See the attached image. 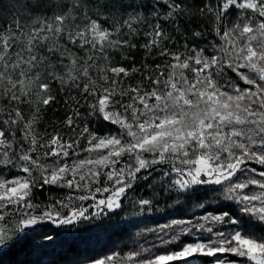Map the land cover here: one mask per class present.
Returning a JSON list of instances; mask_svg holds the SVG:
<instances>
[{
  "label": "snow or ice",
  "instance_id": "6c2138e0",
  "mask_svg": "<svg viewBox=\"0 0 264 264\" xmlns=\"http://www.w3.org/2000/svg\"><path fill=\"white\" fill-rule=\"evenodd\" d=\"M201 196L84 259L264 264V0H0V253Z\"/></svg>",
  "mask_w": 264,
  "mask_h": 264
},
{
  "label": "trees",
  "instance_id": "16d2710c",
  "mask_svg": "<svg viewBox=\"0 0 264 264\" xmlns=\"http://www.w3.org/2000/svg\"><path fill=\"white\" fill-rule=\"evenodd\" d=\"M200 198L197 197L186 206L192 208L193 203L196 204ZM171 203L172 201L166 198L161 200L163 210L145 217L128 216L129 218L123 220L120 214L105 221H97L92 226L81 225L71 232L53 229L54 232L59 233L54 244L40 239L43 234L39 233L33 238L34 245L28 241L11 251L0 253V264H88L84 259L87 256L99 257L105 253L110 254L113 250L126 252L138 244L149 246L147 242L152 237V233L147 229L166 222L180 211L168 207ZM138 233L143 235L138 236ZM73 235L78 236L79 239L72 241Z\"/></svg>",
  "mask_w": 264,
  "mask_h": 264
},
{
  "label": "rangeland",
  "instance_id": "374dc122",
  "mask_svg": "<svg viewBox=\"0 0 264 264\" xmlns=\"http://www.w3.org/2000/svg\"><path fill=\"white\" fill-rule=\"evenodd\" d=\"M202 198H203V197L201 196L200 199H202ZM196 203H197V202H196ZM194 211H195V212H199V211H202V210L199 209V208H197V207H196V204L193 203L192 208L189 207V206H185L184 208L180 209V211H179L178 213L174 214L171 218H169V220H170V219H173V218L179 219V218H184V217H190V216L193 215V212H194ZM121 214H122V215H121L120 217L123 218V220H125V218H129L128 216H133V215L131 214V211H130V210H129V211H126V212H123V213H121ZM134 217L137 218L136 216H134ZM127 220H128V219H127ZM86 225H88L87 222H85V224H83L82 226H85V227H86ZM151 236H152V235H151ZM152 239H153V236L148 240L147 245L150 246V243H151Z\"/></svg>",
  "mask_w": 264,
  "mask_h": 264
}]
</instances>
